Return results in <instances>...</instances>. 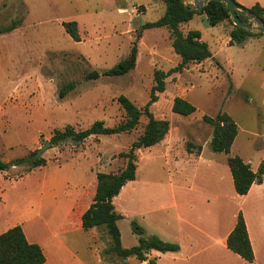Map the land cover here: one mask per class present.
<instances>
[{
    "label": "rangeland",
    "instance_id": "obj_1",
    "mask_svg": "<svg viewBox=\"0 0 264 264\" xmlns=\"http://www.w3.org/2000/svg\"><path fill=\"white\" fill-rule=\"evenodd\" d=\"M236 2L246 8L257 3L264 7V0ZM134 3L142 5L134 13L144 9L145 13L132 15ZM166 10L160 0H0V28L17 21L13 31L0 33V152L11 163L29 157L46 142L51 144L41 156L47 160L45 166H12L0 172V218L7 229L22 219L32 242L44 245L50 264L57 259L53 232L63 222L67 224L65 210L57 213L60 221L47 224L54 205L41 204L43 184L51 182L67 185L70 197L80 195L73 206L71 228L61 231L64 244L79 254L84 264H124L106 254L111 239L104 228L83 231L79 223L81 213L93 202L97 173H118L126 167L122 155L143 134L148 117L143 115L130 133L98 135L82 143L67 141L57 146L51 138L67 126L76 131L97 121L117 126L126 118L118 102L121 95L144 110L155 84L154 72H168L181 62L169 29H142L161 19ZM67 22L78 23L80 42L66 32L63 24ZM247 23L254 21L247 18ZM234 26L231 16L211 26L200 15L181 25L184 33L200 31L213 56L170 75L165 92L150 108L156 119L170 122V131L165 145L160 142L138 151L137 180L128 183L115 199L117 210L125 216L118 222L124 248L139 244L133 222L144 229V238L156 236L167 242L168 227L177 222L176 200L180 203L170 186L181 183L192 185L194 194L221 196L220 202L212 201L211 206L198 204L192 213L181 209L192 222L197 223V216L207 218V211L213 221L234 222L236 215L244 216L245 211L257 231L264 232V200L241 206L228 166L230 157L239 156L250 160L257 171L264 155V42L228 45ZM135 43L138 57L134 70L125 76L87 79L90 72L103 73L126 59ZM70 82L76 83L75 90L60 98V89ZM176 97L189 101L196 112L175 114ZM219 113L229 114L239 127L229 153L212 149L213 127L203 120ZM199 147L203 148L201 158L197 157ZM37 210L42 217L32 218V211ZM259 255H263L264 264V252ZM162 257V264L173 262L168 260L169 254ZM69 259L68 264H80ZM125 261L141 264L134 257Z\"/></svg>",
    "mask_w": 264,
    "mask_h": 264
},
{
    "label": "trees",
    "instance_id": "obj_2",
    "mask_svg": "<svg viewBox=\"0 0 264 264\" xmlns=\"http://www.w3.org/2000/svg\"><path fill=\"white\" fill-rule=\"evenodd\" d=\"M167 10L164 16L156 22L146 23L142 29L165 27L171 32L172 46L176 54L181 58L178 66L168 72L156 70L154 72V86L151 90L150 101L144 107V110L138 108L128 97L121 95L118 102L126 114L125 120L114 127H108L104 121H97L88 129L76 131L67 126L63 131H58L51 138V143L55 146L67 141L82 143L87 139L98 135H119L132 132L140 123L143 115L148 117L143 134L131 145L128 152L123 153L127 160L126 167L118 173H97L95 187L93 188V202L81 213L80 225L84 231L93 228H104L110 237V248L106 254H112L129 264L125 260L131 257L140 262L148 261V264H158L155 259L149 258L151 251L160 253L178 252L179 245L167 243L154 236L150 239L143 237L144 229L136 222L132 225L136 233L140 236L139 244L131 248H124L122 245V234L118 222L125 216L122 215L114 204V199L121 193L122 189L137 178L138 169V151L153 147L162 142L170 130L168 120H158L151 112V106L159 100V94L166 90V79L177 72L184 70L190 63H202L212 58L209 45L202 41V33L198 30L184 33L181 30L183 23L189 22L196 14H204L207 17L208 24L217 26L220 23L230 19V13L226 6L219 1L209 2L202 12L194 10L191 5L186 6L184 0H161ZM236 1V0H235ZM246 8V7H245ZM250 10L255 16L264 21V7L256 4ZM242 21L247 23V18L240 15ZM70 37L80 42L79 27L77 22H67L63 24ZM17 26V21L11 25L0 28V33L13 31ZM255 33L246 29L236 27L231 31V44L242 43L248 37ZM264 35V34H260ZM141 36L139 35V38ZM138 57V46L135 43L131 49L130 55L120 61L113 68L100 73L97 70L87 75L88 80H97L101 76L119 77L125 76L136 68ZM76 83L70 82L63 86L59 91V97L65 98L70 92L75 90ZM172 111L175 114L190 116L196 112V107L186 99L176 97L173 101ZM203 120L213 127V133L210 145L215 152L229 153L237 136L238 125L234 119L227 113H219L216 117L204 116ZM191 150L192 145H189ZM201 147H199V152ZM37 152V151H36ZM19 159L11 163L6 162L0 152V172L7 171L12 166L28 165L35 169L47 164L43 157L32 159L31 157ZM228 166L233 179L234 190L237 195L245 196L249 193L254 184H262L264 180V159L258 170H252L250 164L239 157L234 156L228 159ZM228 248L249 263L255 262V253L249 238L247 225L242 213L237 216L234 230L227 240ZM46 256L38 244L30 243L21 226L10 228L0 234V264H45Z\"/></svg>",
    "mask_w": 264,
    "mask_h": 264
},
{
    "label": "crops",
    "instance_id": "obj_3",
    "mask_svg": "<svg viewBox=\"0 0 264 264\" xmlns=\"http://www.w3.org/2000/svg\"><path fill=\"white\" fill-rule=\"evenodd\" d=\"M191 3H192L191 1H188V4H191ZM131 6H132L133 11L131 10L132 13L131 12L130 13L132 15L136 14L137 16H140L144 14L146 11L144 9V11H142L141 13H138V12L134 13V11H137V7H140L142 5L134 3V4H131ZM122 10L127 12L128 8L124 7L122 8ZM196 15L205 16L207 20V17L204 14H196ZM229 34L231 35V31L229 32ZM263 36L264 35L255 33L254 36L248 37L244 42L241 43V45L246 44L251 41L253 42L263 41L264 42ZM227 44L232 46L231 40H229ZM166 137L162 141V144L164 145L166 143ZM261 138L263 140L262 144L264 148V136H262ZM210 142H211V139H210ZM202 154H203V148L201 147V151L199 152L198 150L197 157L201 158ZM263 159H264V155H263L262 160ZM244 161L245 163L250 164L251 166L250 160H244ZM260 164L258 165V168ZM253 171L256 172V170H253ZM136 180L132 183H135ZM126 186L122 189L121 193L124 192ZM43 188H44V194H43V201H42L41 206H44V205L53 206L54 205V214L52 216L51 221H48L47 224L48 225L51 224L54 219L60 221L61 219L60 217H58L57 213L60 212L61 210L66 211L65 212L66 214L65 221H67L66 226H64V222H63L61 224V228H59L58 231L53 232L54 241L57 245V250H56L57 259L54 261L53 264H68L70 260L69 258L76 260L80 264H84L83 263L84 260L77 257V255L79 256V254H76L75 251L68 248L64 244L63 239L60 237L61 233L68 226H69V229L71 228L70 222L73 216V206L76 204L77 199L80 197V195H78L76 198L70 197L68 195L67 185H63V184L56 185L53 182L43 184ZM170 188H171V191L175 193V198H177L180 203H178V201L176 200L175 209H176V214H177V218H176L177 222L175 223V225L168 227L170 238H168V240L166 241L169 243H175L179 245L180 250L178 252H167V253L151 251L148 255L150 259H155L157 262L158 260H160L158 264H162L163 254H169L171 257H168V260L173 261L170 264H262L261 258L263 255L260 257L259 252L260 251L264 252V232H261L260 229H258L257 231L255 223L249 220L247 216L248 214L245 211H242V212L244 213L249 238H250V241H251L254 253H255L254 263H249L245 261L240 256L232 252L227 246L228 237L235 228L238 214L236 215L234 222L229 221L225 223L222 221L220 223L219 220L213 221L212 218L210 217L211 212L207 211L208 217L201 218V216H197L196 217L197 223H195V222H192L189 218H187L182 213L181 209H184L188 213H192L193 211H195L197 205L200 203L206 206H211L212 201L220 202L221 196L219 194H217V196L211 195V194H194L195 191L192 185H189L186 183L174 184V185H171ZM121 193L118 196H120ZM237 196L239 197V200L241 201L240 202L241 206H245L248 202L257 203L258 199H259V202L262 204L264 200V180L262 184H254L247 195L245 196L237 195ZM115 199H114V204H115ZM115 206L117 208V205ZM39 210H41L40 207H39ZM121 214L124 215L123 213ZM33 217L40 218L42 216L39 214V211L37 210V211H32V218ZM10 225L11 226L7 229L6 228L7 225L5 226V223H3L0 218V234L6 232L7 230L15 226H21L23 230L25 229L24 232H26L25 235L27 234L26 237L28 241L30 243L38 244L42 248L46 256L45 264L51 263V260L48 258L47 252L45 251L44 245L38 242H32L33 241L31 238L32 235H30L29 231L24 226L22 219L16 220ZM80 228H81V225H79V230H83L82 228L81 229ZM257 245L259 247L262 246V248H260L261 250L258 249ZM91 254L93 255V253ZM93 256L95 258H98L97 254H94ZM141 264H148V261L141 262Z\"/></svg>",
    "mask_w": 264,
    "mask_h": 264
},
{
    "label": "water",
    "instance_id": "obj_4",
    "mask_svg": "<svg viewBox=\"0 0 264 264\" xmlns=\"http://www.w3.org/2000/svg\"><path fill=\"white\" fill-rule=\"evenodd\" d=\"M188 1H191L192 3L188 4ZM211 1H219L226 6L236 27H240L257 34H264V21L255 16L244 6L238 4L235 0H184V3L186 6L191 5L194 10L202 12L204 7ZM240 15L249 18L251 21H254V23L250 24L242 21ZM50 146V142H46L45 145L41 149L37 150L31 158L36 159L41 157Z\"/></svg>",
    "mask_w": 264,
    "mask_h": 264
}]
</instances>
